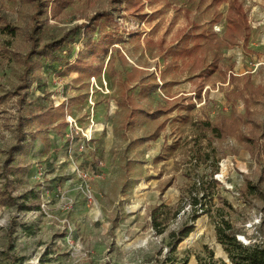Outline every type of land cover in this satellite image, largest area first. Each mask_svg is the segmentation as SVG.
<instances>
[{"label": "rangeland", "instance_id": "rangeland-1", "mask_svg": "<svg viewBox=\"0 0 264 264\" xmlns=\"http://www.w3.org/2000/svg\"><path fill=\"white\" fill-rule=\"evenodd\" d=\"M223 221L264 239V0H0V264H232Z\"/></svg>", "mask_w": 264, "mask_h": 264}, {"label": "trees", "instance_id": "trees-1", "mask_svg": "<svg viewBox=\"0 0 264 264\" xmlns=\"http://www.w3.org/2000/svg\"><path fill=\"white\" fill-rule=\"evenodd\" d=\"M238 9H240L239 6H238ZM110 13H111L110 11L105 10V11L98 13L96 16H94V18H97V17L101 19L108 18L110 16ZM84 27H85V24H79L75 26L74 28L66 31L59 40L48 44V46L54 47L57 49L61 48L63 43L67 39L73 38L74 36H76L79 30ZM19 131H20V128H19ZM23 138H24V133L20 132L17 143L10 150L9 157H11V154L14 151H17L19 149L20 143ZM196 204L198 203L196 202ZM196 219H197V216H193V221H195ZM231 230H232V226L230 225L229 222H225V221L222 222V228L218 229V234L220 236L219 240L221 241L223 245H225V247H227L226 251L230 253V250H229L230 247L238 251V252L229 254L228 258L231 261V263L232 264H264V243L254 244L251 246H245L237 240L236 235L227 234L228 233L227 231H231ZM192 231H193V227H184L179 232L178 235L180 236V238H178L175 244L177 245L178 243L182 242L186 237L189 236V234ZM10 259L12 262L11 264H15L16 258L14 256H11ZM222 264H225V262H223Z\"/></svg>", "mask_w": 264, "mask_h": 264}, {"label": "built area", "instance_id": "built-area-1", "mask_svg": "<svg viewBox=\"0 0 264 264\" xmlns=\"http://www.w3.org/2000/svg\"><path fill=\"white\" fill-rule=\"evenodd\" d=\"M247 228L253 230L255 228V224L249 223L247 225ZM236 238H237V240L239 242H241L245 246H251V245H254V244H262V243H264V239H248L247 240L244 236L239 235V234L236 235Z\"/></svg>", "mask_w": 264, "mask_h": 264}]
</instances>
